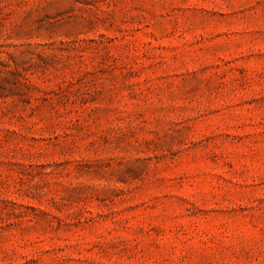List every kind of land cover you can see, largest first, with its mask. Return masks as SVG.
I'll return each instance as SVG.
<instances>
[{
	"label": "rangeland",
	"instance_id": "rangeland-1",
	"mask_svg": "<svg viewBox=\"0 0 264 264\" xmlns=\"http://www.w3.org/2000/svg\"><path fill=\"white\" fill-rule=\"evenodd\" d=\"M0 264H264V0H0Z\"/></svg>",
	"mask_w": 264,
	"mask_h": 264
}]
</instances>
